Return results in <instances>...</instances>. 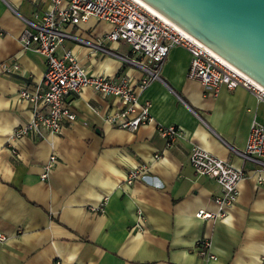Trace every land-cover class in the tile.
I'll return each mask as SVG.
<instances>
[{
	"label": "crops",
	"instance_id": "0c3cea01",
	"mask_svg": "<svg viewBox=\"0 0 264 264\" xmlns=\"http://www.w3.org/2000/svg\"><path fill=\"white\" fill-rule=\"evenodd\" d=\"M47 6L0 0V264H260L264 168L227 145L241 149L250 123H264V101L242 86L213 91L187 78L186 49L170 48L159 79L140 89V69L67 38L58 53L69 49L90 75H125L138 100H146L150 120L133 131L118 128L104 120L118 100L82 87L68 97L74 120L58 132L10 137L32 114L18 91L33 90L45 66L41 54L21 47L20 16L37 21ZM109 28L93 17L66 26L87 39ZM104 46L119 50L116 42ZM168 124L181 135L166 146L157 126ZM191 145L244 172L222 215L213 200L220 186L187 162ZM49 154L54 161L40 179ZM140 164L146 168L127 184V170ZM198 209L211 217L196 216ZM201 240L212 257L196 251Z\"/></svg>",
	"mask_w": 264,
	"mask_h": 264
},
{
	"label": "built area",
	"instance_id": "2783aa9c",
	"mask_svg": "<svg viewBox=\"0 0 264 264\" xmlns=\"http://www.w3.org/2000/svg\"><path fill=\"white\" fill-rule=\"evenodd\" d=\"M48 6L38 20L33 21L20 16L24 26L18 36L23 49L41 54L45 60L40 81L33 90L21 88L20 98L30 106L31 117L13 128L10 137L32 135L41 137L44 133H56L64 120L75 118L68 97L82 87H90L101 97L111 96L118 100V106L110 108L104 114V120L118 128L133 131L140 124L150 120L146 100H138L128 78L123 74L106 77L101 74L90 75L82 68L69 49L57 50L67 38L86 44L91 51L102 52L116 57L123 63L133 65L142 71L136 84L143 88L150 80L159 79L158 70L170 48L179 46L189 53L186 77L197 80L202 86L215 91L219 86L233 89L242 86L251 92L257 100L264 101V89L241 71L224 61L209 48L195 40L169 20L152 12L136 0H47ZM88 17L110 24L107 31L94 38H83L66 29ZM116 42L119 50H111L104 42ZM3 67V65H0ZM12 67H16L15 64ZM158 134L168 146L181 135L180 129L172 124L157 126ZM232 153L242 160L257 163L258 169L264 168V123L252 121L241 149L227 145ZM154 156H157L155 154ZM54 161L49 154L41 165L40 179ZM187 162L197 175L212 178L221 189L214 196L217 214L222 215L226 206L231 205L237 195V182L243 177L241 167H233L227 160L212 155L197 145H191ZM145 164L129 168L124 181L129 184L140 176ZM196 216L211 217L209 212L198 209ZM143 217L138 211L136 229H141ZM6 236L0 234V241ZM207 242L197 243L196 251L205 257H212L206 250ZM260 264H264V238L259 255Z\"/></svg>",
	"mask_w": 264,
	"mask_h": 264
},
{
	"label": "water",
	"instance_id": "95a60500",
	"mask_svg": "<svg viewBox=\"0 0 264 264\" xmlns=\"http://www.w3.org/2000/svg\"><path fill=\"white\" fill-rule=\"evenodd\" d=\"M264 89V0H141Z\"/></svg>",
	"mask_w": 264,
	"mask_h": 264
},
{
	"label": "bare ground",
	"instance_id": "6f19581e",
	"mask_svg": "<svg viewBox=\"0 0 264 264\" xmlns=\"http://www.w3.org/2000/svg\"><path fill=\"white\" fill-rule=\"evenodd\" d=\"M136 1L139 2L140 4H142L143 6L147 7L148 9H150L152 12H154V13L158 14L159 16L163 17L161 14H159L158 12H156L153 8H151L150 6H148L147 4H145L143 1H141V0H136ZM163 18H165V17H163Z\"/></svg>",
	"mask_w": 264,
	"mask_h": 264
},
{
	"label": "rangeland",
	"instance_id": "374dc122",
	"mask_svg": "<svg viewBox=\"0 0 264 264\" xmlns=\"http://www.w3.org/2000/svg\"><path fill=\"white\" fill-rule=\"evenodd\" d=\"M91 20V19H90ZM90 20L88 21V22H90ZM93 25V23L92 24H86L84 27L86 28V27H90V26H92Z\"/></svg>",
	"mask_w": 264,
	"mask_h": 264
}]
</instances>
